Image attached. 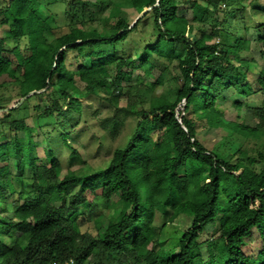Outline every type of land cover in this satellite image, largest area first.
<instances>
[{
    "label": "trees",
    "instance_id": "trees-1",
    "mask_svg": "<svg viewBox=\"0 0 264 264\" xmlns=\"http://www.w3.org/2000/svg\"><path fill=\"white\" fill-rule=\"evenodd\" d=\"M224 1L75 0L67 10L68 30L60 33L56 13L42 0H8L1 21L14 43L5 45L0 37V74L18 80L20 97L42 91L16 107L3 106L0 118V264L69 258L79 264H264V102L253 107L254 124L226 122L219 103L229 89L247 97L264 92V62L242 56L245 37L220 40L223 28L217 21L222 22ZM232 1L264 12V0ZM182 8L190 16L180 14ZM148 14L156 35L140 51L119 55L98 49L125 40L138 24L148 23ZM208 16L215 20L210 30ZM110 18L113 33L87 25ZM258 28L264 44V23ZM23 37L26 49L34 51L32 59L18 43ZM70 52L75 60L68 64ZM160 58L177 60L175 96H151L146 106L140 90L164 81L163 73L154 82L147 79ZM28 64L32 71L26 74ZM139 67L144 73L136 72ZM255 68L257 75L250 78ZM124 92L128 100L120 104ZM92 98L109 102L113 111L101 116L95 109V124L87 118L82 124ZM243 102L233 100L237 109ZM72 111L80 118L67 121L60 135L71 149L70 160L86 167L63 173L52 148L44 149L47 161L40 155L36 136L57 123L59 114ZM129 116L136 120L133 130L123 144L107 146L102 167L81 159L72 140L90 129L115 142ZM229 125L230 134L255 140L252 149L243 143L225 154L200 138L204 129ZM98 191L117 208L113 216H94L99 206L89 193ZM180 215L187 227L173 251L163 246L161 231ZM90 220L96 232L83 229ZM211 232L218 233L216 239H203ZM249 242L261 243L258 253L246 251ZM203 246L206 261L199 258Z\"/></svg>",
    "mask_w": 264,
    "mask_h": 264
},
{
    "label": "rangeland",
    "instance_id": "rangeland-1",
    "mask_svg": "<svg viewBox=\"0 0 264 264\" xmlns=\"http://www.w3.org/2000/svg\"><path fill=\"white\" fill-rule=\"evenodd\" d=\"M75 0H42L46 4V6L52 11L56 13L57 21L59 24V27H57L58 32H65L68 30L67 22H68V11L71 9V4ZM8 0H0V37L4 38L5 45L6 44H13L14 41L9 37V27L4 24L1 19L3 18L2 10L6 7ZM69 2H71L69 4ZM226 3H221V8L224 10L222 22L221 18L220 24L222 23L221 27L223 28L220 31V34L218 35L220 37V40L226 41V42H233L232 39L234 37V34L240 35L242 37L246 38V46L243 47L241 54L242 56L247 57H256L260 61L264 62V58L260 57V50L264 48V44L260 42L258 37L262 33V30L258 28V25L260 23H264V12L255 11L250 7L242 8L241 5L235 4L232 0H226L224 1ZM134 9L130 8L128 9L129 14H133ZM180 14H185L190 16L189 9H180ZM153 15L148 14V23L145 26H142L141 24H138V27L136 30L131 32L129 36L121 41L118 42L115 45H108V44H102L98 47V49L105 50V51H115L119 55H130L134 53L135 51H140V48L143 47L149 40L153 39L156 35V31L151 24L153 22ZM138 17V16H137ZM136 17V19H137ZM135 19V20H136ZM109 20V19H108ZM102 21L101 19H97L94 21H87V25L89 27L91 26H97L101 31H106L107 33H113V27H111L112 19L110 18V21ZM210 21H215L212 16H208V24L206 28L210 30L211 25ZM134 23V22H133ZM231 35V36H230ZM215 37L212 38V41H217L219 38ZM28 38L23 37L21 38L18 43L21 44L22 48L25 50L27 46ZM81 41V40H79ZM26 56L28 59H32L35 54L32 50L25 51ZM75 53L70 52L68 54L67 63L70 64L75 59L74 55ZM156 62V61H155ZM256 69V68H255ZM32 71V65L28 64L26 68V74L31 73ZM253 72L249 75L251 77H256V70H252ZM138 73H144V68L139 67L137 69ZM163 73L164 75V81L162 83H158L155 89H148L146 87H143L142 90H140V95L142 97L143 103L146 106H149L150 98L154 95H160V94H168L170 97L174 98L175 96V87L177 84L176 77L180 70L177 66V60H174L172 63H168L163 58H160L157 61V64L155 65L152 72L148 75L147 79L154 82L156 78ZM101 94L104 93V89L101 90ZM240 97L243 102V107L241 109H237L233 103V100ZM22 97H20V85L18 80L14 78L12 75L7 73L0 74V118L4 114L5 108L3 106H14L17 104ZM128 95L126 92H124L121 95L120 98V104H125L127 102ZM264 102V92L258 91L251 95L247 96H241L235 89H229L225 91L224 98L219 99L220 106H222V109L224 110V117L226 119V122L231 121H239L240 119H244L246 123L248 124H254L255 118L253 116V107L256 105H260ZM184 101H181L178 108L180 109L183 107ZM139 105V104H137ZM95 109L100 110L101 116L108 115L112 113L113 109L109 102L102 101L97 98L90 99L85 106V117L82 118L81 123L83 124L86 120H91L92 123H94V119L92 118V113ZM30 112L33 113L34 110L30 107ZM75 116L80 118V115L78 112H70L66 115L59 114V121L55 124L47 125L43 128V131L45 133L38 134L36 136V140H39L41 142V145L38 147L39 153L42 157L45 159L44 149L45 148H52L54 150L55 155L61 160L63 165V173L67 171L68 168L76 169L80 167H86V164H84L79 159H75L74 161L70 160V153L71 149L63 142L61 138V131L63 126H68L67 121L72 120ZM85 118H87L85 120ZM31 120L29 119V122ZM136 123V120L134 117L129 116L126 120V126L124 127L121 135L117 138L115 142H112L110 139H103L99 137L100 132H95V135L91 133L90 129H87L83 131L76 139L71 141V144L76 147L80 152V157L83 160H86L88 165H92V167L99 168L102 167L109 155L107 154V146L113 145L114 147L123 144L129 133L133 130V127ZM95 124V123H94ZM93 129H98L96 125L92 126ZM231 127H225V126H214L209 129H204L201 134L200 138L204 141V143L207 145L208 148L214 149L219 148L222 152L225 154H230L239 144L245 145L247 149H252L253 143L255 140L253 138L245 139L242 137L241 134L237 132H232ZM228 134H230L228 136ZM228 136V137H227ZM103 143V144H102ZM90 198L97 201L99 208L95 212L94 216L97 215L102 218H108L115 214L117 208L112 205V203L105 199L101 193L98 191L97 194L89 193ZM187 219L185 215H180L177 217L174 221L169 222L161 231V236L164 239L163 246L167 249H171L173 251H176L178 249V242L182 235V230L185 229L187 226ZM83 229H94L96 232L95 222L94 220H90L89 222L85 223L83 226ZM94 232V233H95ZM218 236V233L211 232L209 234H206L203 236L204 238H212L216 239ZM255 239H250L249 241H253ZM152 245V244H151ZM151 245L148 246V248L151 247ZM261 243L260 242H249L246 246V251L251 253H258V250L260 248ZM154 245H152L151 248H153ZM213 252H216V250L213 249ZM150 253L145 252V256H149ZM209 252L206 246L202 247V253L199 258L208 259Z\"/></svg>",
    "mask_w": 264,
    "mask_h": 264
},
{
    "label": "water",
    "instance_id": "water-1",
    "mask_svg": "<svg viewBox=\"0 0 264 264\" xmlns=\"http://www.w3.org/2000/svg\"><path fill=\"white\" fill-rule=\"evenodd\" d=\"M150 8H147V9H145L143 12H141L140 14H139V16L137 17V19L134 21V23L141 17V16H143L144 14H145V12H147V10H149ZM133 23V24H134ZM133 24H132V26H133ZM40 91H42V90H33V91H31V92H29L27 95H25V96H23L22 98H21V100L17 103V104H15L14 106H10L9 108H11V107H16V106H18L20 103H22L29 95H31V94H33V93H35V92H40ZM8 109V108H7Z\"/></svg>",
    "mask_w": 264,
    "mask_h": 264
},
{
    "label": "built area",
    "instance_id": "built-area-1",
    "mask_svg": "<svg viewBox=\"0 0 264 264\" xmlns=\"http://www.w3.org/2000/svg\"><path fill=\"white\" fill-rule=\"evenodd\" d=\"M52 264H79L78 261L74 258H69L66 260H59V261H54Z\"/></svg>",
    "mask_w": 264,
    "mask_h": 264
}]
</instances>
